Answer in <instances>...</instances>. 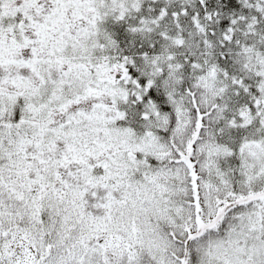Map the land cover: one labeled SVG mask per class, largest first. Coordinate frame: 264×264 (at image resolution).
Wrapping results in <instances>:
<instances>
[{"label": "snow or ice", "instance_id": "6c2138e0", "mask_svg": "<svg viewBox=\"0 0 264 264\" xmlns=\"http://www.w3.org/2000/svg\"><path fill=\"white\" fill-rule=\"evenodd\" d=\"M0 264H264V0H0Z\"/></svg>", "mask_w": 264, "mask_h": 264}]
</instances>
